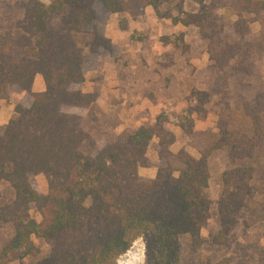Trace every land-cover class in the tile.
<instances>
[{
  "label": "trees",
  "instance_id": "16d2710c",
  "mask_svg": "<svg viewBox=\"0 0 264 264\" xmlns=\"http://www.w3.org/2000/svg\"><path fill=\"white\" fill-rule=\"evenodd\" d=\"M0 0V99L27 94L0 125V264H27L49 243V254L33 264H116L142 239L145 264H178L205 245H228L241 223L264 227V0ZM151 7L159 18L197 29L208 55L205 88L192 89L185 134L197 150L174 152L175 135L159 115L152 125L125 129L98 148L87 131L97 92H84L100 59L117 58L105 36L112 14L132 19ZM259 25L255 30L254 25ZM44 90L33 92L36 75ZM216 108L215 130L192 123ZM153 138L157 161L147 156ZM222 153L216 200L218 230L201 236L210 217L209 159ZM155 167L153 178L138 174ZM43 175L47 192L34 186ZM40 216L36 221L32 209ZM185 253V254H186Z\"/></svg>",
  "mask_w": 264,
  "mask_h": 264
},
{
  "label": "rangeland",
  "instance_id": "374dc122",
  "mask_svg": "<svg viewBox=\"0 0 264 264\" xmlns=\"http://www.w3.org/2000/svg\"><path fill=\"white\" fill-rule=\"evenodd\" d=\"M39 1L49 4L52 0ZM183 7L190 12L197 8L192 0H183ZM116 14L114 20L112 18L108 22L109 17L107 23L109 35L117 42L118 57L100 59L96 70L86 73L83 83L84 92H97L99 96L88 110L87 131L100 148L112 135L125 129L152 125L162 115L166 128L175 135L172 151L185 147L197 157V150L189 143L190 137L184 132L190 129V118L185 113L189 106L187 97L192 89L202 90L206 85L203 70L208 63V55L200 45L197 29L159 18L150 6L136 19H132L128 13ZM254 29L258 30L259 25H254ZM117 31H122L123 36L117 37ZM36 77L44 87L42 77L38 74L34 79ZM17 103L26 105L27 94L11 91L7 99H0V121L9 120ZM192 118L194 131L215 130L216 108L209 107L208 115L203 120L196 119L194 115ZM156 141L153 138L147 149V156L153 162L157 161L153 148ZM209 167L210 217L201 230V236L207 240L218 230L216 200L220 175L226 167L224 155L216 153L211 156ZM155 173V167L138 169L142 177L153 178ZM34 186L39 194L47 192L43 175L35 177ZM0 192L7 201L14 199V191L8 183H0ZM30 214L36 221L40 220L34 208ZM32 241L39 248V254L34 258H24L27 264L46 257L50 251L49 243L44 240L32 237ZM185 253L178 264H264V227L249 220L243 221L231 233L228 245H205L193 255ZM132 263L145 264V249L140 238L116 261V264Z\"/></svg>",
  "mask_w": 264,
  "mask_h": 264
},
{
  "label": "crops",
  "instance_id": "0c3cea01",
  "mask_svg": "<svg viewBox=\"0 0 264 264\" xmlns=\"http://www.w3.org/2000/svg\"><path fill=\"white\" fill-rule=\"evenodd\" d=\"M148 8V7H147ZM147 8L145 9L146 11H147ZM117 14H113V15H111L110 16V18H109V20H108V22L110 21V20H112V18H113V20H114V16H116ZM115 24H117V22H115ZM108 23H107V25H106V33H105V36L107 37V38H109L110 40H111V42L112 43H114L115 45L117 44V42H115V40L109 35V32H108ZM117 37L119 36V37H121V36H123L122 34H123V32L122 31H117ZM35 78V77H34ZM37 78V77H36ZM44 90V87H43V85H42V82H41V80L40 79H34L33 80V85H32V91L33 92H40V91H43ZM0 115H1V112H0ZM7 121H0V125H3V124H5ZM146 177H152V176H146Z\"/></svg>",
  "mask_w": 264,
  "mask_h": 264
},
{
  "label": "bare ground",
  "instance_id": "6f19581e",
  "mask_svg": "<svg viewBox=\"0 0 264 264\" xmlns=\"http://www.w3.org/2000/svg\"><path fill=\"white\" fill-rule=\"evenodd\" d=\"M133 258H135V257L133 256ZM132 260H133V259H132ZM133 263H134V262H133ZM133 263H132V264H133Z\"/></svg>",
  "mask_w": 264,
  "mask_h": 264
}]
</instances>
